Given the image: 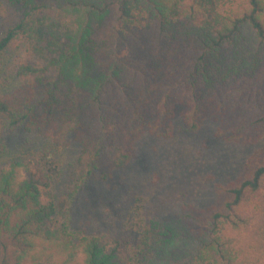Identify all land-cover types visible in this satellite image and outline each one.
<instances>
[{
    "label": "trees",
    "instance_id": "trees-1",
    "mask_svg": "<svg viewBox=\"0 0 264 264\" xmlns=\"http://www.w3.org/2000/svg\"><path fill=\"white\" fill-rule=\"evenodd\" d=\"M209 120L264 139V0H0V264H264V147L215 205L112 240L75 219L143 137Z\"/></svg>",
    "mask_w": 264,
    "mask_h": 264
},
{
    "label": "rangeland",
    "instance_id": "rangeland-1",
    "mask_svg": "<svg viewBox=\"0 0 264 264\" xmlns=\"http://www.w3.org/2000/svg\"><path fill=\"white\" fill-rule=\"evenodd\" d=\"M215 132L216 125L209 120L199 132L177 133L172 140L143 137L135 159L116 173L112 183H92L81 192L75 219L112 240L139 216L169 218L184 202L199 209L217 204L216 184L236 181L255 151L264 147V139L236 144L216 139ZM18 169L24 177V169ZM140 203L142 211L136 212Z\"/></svg>",
    "mask_w": 264,
    "mask_h": 264
}]
</instances>
